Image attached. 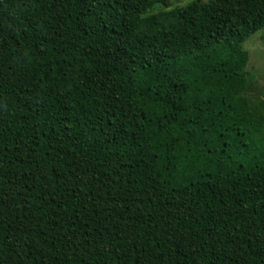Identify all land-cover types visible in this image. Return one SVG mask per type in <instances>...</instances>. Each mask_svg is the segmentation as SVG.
Segmentation results:
<instances>
[{
  "label": "trees",
  "instance_id": "trees-1",
  "mask_svg": "<svg viewBox=\"0 0 264 264\" xmlns=\"http://www.w3.org/2000/svg\"><path fill=\"white\" fill-rule=\"evenodd\" d=\"M0 0V264H264V0Z\"/></svg>",
  "mask_w": 264,
  "mask_h": 264
},
{
  "label": "rangeland",
  "instance_id": "rangeland-1",
  "mask_svg": "<svg viewBox=\"0 0 264 264\" xmlns=\"http://www.w3.org/2000/svg\"><path fill=\"white\" fill-rule=\"evenodd\" d=\"M193 0H169L167 9L162 6H155L148 15H154L161 12L181 8ZM212 3V0H202V4ZM243 49L249 53V61L246 70L252 73L255 80L242 95L245 97L251 107L258 103H264V31H260L251 36L244 44ZM259 145L264 149V131L258 137Z\"/></svg>",
  "mask_w": 264,
  "mask_h": 264
}]
</instances>
